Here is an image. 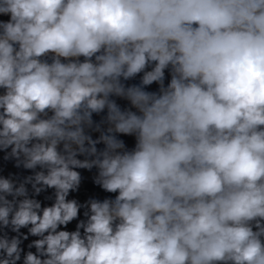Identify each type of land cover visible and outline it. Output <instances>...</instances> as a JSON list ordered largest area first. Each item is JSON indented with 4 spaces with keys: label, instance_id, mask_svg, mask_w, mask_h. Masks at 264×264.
Instances as JSON below:
<instances>
[{
    "label": "clouds",
    "instance_id": "clouds-1",
    "mask_svg": "<svg viewBox=\"0 0 264 264\" xmlns=\"http://www.w3.org/2000/svg\"><path fill=\"white\" fill-rule=\"evenodd\" d=\"M0 264H264V0H0Z\"/></svg>",
    "mask_w": 264,
    "mask_h": 264
}]
</instances>
